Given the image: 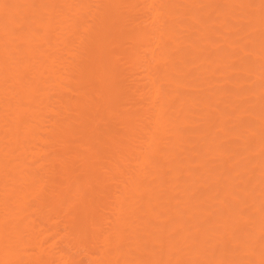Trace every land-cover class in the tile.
Returning <instances> with one entry per match:
<instances>
[{
  "label": "bare ground",
  "instance_id": "obj_1",
  "mask_svg": "<svg viewBox=\"0 0 264 264\" xmlns=\"http://www.w3.org/2000/svg\"><path fill=\"white\" fill-rule=\"evenodd\" d=\"M0 264H264V0H0Z\"/></svg>",
  "mask_w": 264,
  "mask_h": 264
},
{
  "label": "rangeland",
  "instance_id": "obj_2",
  "mask_svg": "<svg viewBox=\"0 0 264 264\" xmlns=\"http://www.w3.org/2000/svg\"><path fill=\"white\" fill-rule=\"evenodd\" d=\"M254 1H256V0H251V2H254ZM214 22H215V21H211V22H209L208 24H211L213 29H217L218 27H215V26L213 27V23H214ZM235 29H237V28H235ZM213 38H214V37H211V36H210L208 39H211V40H212ZM128 45H129V43H125L124 46H128ZM122 60H124V58H123ZM210 72H211V71L206 72V73H200L199 75H200V76L202 75V76H203V79H205V82H206V81H208V80H210V79L213 78V76H212V74H211ZM198 79H199L200 81L202 80V79H200V78H198ZM203 86H205V84H204ZM123 89H124V90H127V88H126L125 86L123 87ZM131 106H132V104L130 103V101H129L128 99H125V98H123V99L120 101V103L116 105V107L130 108V110H135V107L131 108ZM118 113H119V112H118ZM111 116H112V117H111V120H112V121L116 120V117H117V114H116V113L112 114ZM210 159H213V156L210 155V154H208V155L204 156V159H203L201 162H199V165L201 166V168H200V171L198 172V174L196 175V178H197V177H200V176H201V173L204 172L203 167H204V165L208 162V160H210ZM194 180H195V179H194ZM194 180H192V182H194ZM182 182H183V181H182ZM201 184H202V180H196L195 185H197V186H195V188H200V187H201ZM194 193H195V191H194ZM246 207H248L247 204H246ZM249 210H251V208L247 209V211H249ZM252 219H254V217H252ZM55 241L58 242V244H60V245H62V246H64V247L67 246V243L64 242L63 240L59 239V237L55 238ZM239 251H240V250H239ZM81 258H82V260H83L84 262L87 261L86 258H85L84 256H82Z\"/></svg>",
  "mask_w": 264,
  "mask_h": 264
}]
</instances>
